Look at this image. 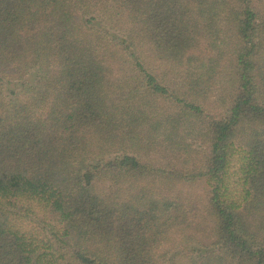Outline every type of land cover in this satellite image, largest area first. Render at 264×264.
<instances>
[{
  "label": "trees",
  "instance_id": "1",
  "mask_svg": "<svg viewBox=\"0 0 264 264\" xmlns=\"http://www.w3.org/2000/svg\"><path fill=\"white\" fill-rule=\"evenodd\" d=\"M108 4L118 36L94 25ZM259 4L0 0V264H165L181 233L203 235L189 264H264ZM224 60L229 94L207 111Z\"/></svg>",
  "mask_w": 264,
  "mask_h": 264
},
{
  "label": "rangeland",
  "instance_id": "2",
  "mask_svg": "<svg viewBox=\"0 0 264 264\" xmlns=\"http://www.w3.org/2000/svg\"><path fill=\"white\" fill-rule=\"evenodd\" d=\"M255 1V5H260V0H254ZM108 10L109 12L112 14V18L111 20H109V17L104 15L103 13H99V10L97 8H95V10H93L94 12L91 15H99V19L95 20L94 25H96L98 27V29L100 30H108V31H112L113 36H118L117 33L115 32V30H112L114 28V26H116V22L115 20H117L118 17H116L117 14V10L113 9V6L111 4H108ZM263 7V6H262ZM261 7V8H262ZM101 9V8H100ZM118 25V24H117ZM129 27V24H128ZM105 28V29H104ZM124 26L123 24H121L116 31H121V33L124 32ZM222 31V39L225 40V42L227 43V48L226 45L223 46V50L227 53L229 51V61L231 59V57H233V55L231 54V48L233 46V44H236V38L234 36V32L231 30L230 26H225L223 27ZM139 45V51L141 53H144L146 56V62L149 64V68L154 71H159L160 75L162 76V72L160 71V67L158 62H153V59L151 58L150 53L148 52V49L146 47V45H142V44H136ZM215 54L217 55V50L213 49ZM228 50V51H227ZM212 51V50H211ZM212 51V53H214ZM224 52V53H225ZM212 53L208 52V54L213 55ZM223 53H221L222 55ZM207 54H202L201 58H205ZM219 59H220V55H219ZM155 60V59H154ZM186 71H179L178 74L176 73V75L174 76L175 78L173 79V82L171 83L172 87L174 89H176L177 91H185V89L182 88V84L183 82L186 80L185 78H183L184 74ZM158 73V74H159ZM230 77L229 75V69H228V60H224L222 63H220V67H219V72L216 75V79L213 81V85L211 87L209 96L207 99V101L204 98H201L203 103H204V107L205 109L208 111L209 108H217V107H221L223 105V98H225V95L229 94V89H227L228 87V78ZM15 89H17L16 87H8V89L6 90V94H9L11 91H14ZM19 89V88H18ZM196 101H199L198 99H196ZM166 110V111H165ZM164 111L166 113L167 109H165ZM163 111V112H164ZM210 113V112H208ZM200 148V143H198V146L195 147L196 152L191 156V158H189L191 160V165L194 164H198L199 161H202V156L201 155V150ZM164 154H167V152L165 153L163 151ZM153 158L155 159L154 161H159L160 163H164V165H166L170 159H172V155H168L165 156V158L162 157L161 154L155 155L153 156ZM184 159L185 158H181V159H175L174 163L178 164L179 166H183V165H189L188 163H184ZM197 161V162H196ZM199 167V166H198ZM189 191V190H187ZM186 191V192H187ZM195 194H193L194 196L196 195L197 197L201 196L200 195V190H194ZM199 199L201 200V197H199ZM203 235H198L197 234H174L173 236H171L170 240L167 242V244L161 248V255H163L165 257V264H189L191 262V259L193 257H197L196 250L197 244L199 241H203Z\"/></svg>",
  "mask_w": 264,
  "mask_h": 264
}]
</instances>
